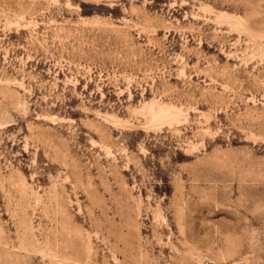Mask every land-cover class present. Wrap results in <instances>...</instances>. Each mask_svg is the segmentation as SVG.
Segmentation results:
<instances>
[{
    "label": "rangeland",
    "instance_id": "rangeland-1",
    "mask_svg": "<svg viewBox=\"0 0 264 264\" xmlns=\"http://www.w3.org/2000/svg\"><path fill=\"white\" fill-rule=\"evenodd\" d=\"M0 264H264V0H0Z\"/></svg>",
    "mask_w": 264,
    "mask_h": 264
}]
</instances>
